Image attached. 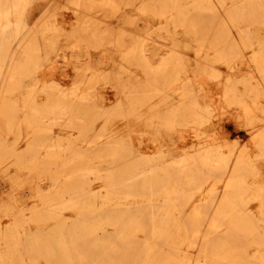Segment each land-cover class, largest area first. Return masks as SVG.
<instances>
[{
	"label": "bare ground",
	"instance_id": "1",
	"mask_svg": "<svg viewBox=\"0 0 264 264\" xmlns=\"http://www.w3.org/2000/svg\"><path fill=\"white\" fill-rule=\"evenodd\" d=\"M57 1L35 16L33 0H0V117H15L18 94L49 59L41 37L65 36L74 41L59 54L68 86L33 82L22 100L32 123L76 128L87 145L69 134L0 153L3 174L14 173L8 190L0 184V264H264V26L251 27L264 24V0H66L59 17ZM216 62L231 72L216 82L220 94L202 78L220 77ZM111 93L118 108L130 106L124 117L137 116L133 145L107 121L98 130L111 117ZM229 114L256 154L219 138L215 121ZM175 138L194 153L169 163L164 146ZM20 167L52 172L55 182L32 191L16 180ZM97 180L104 194L93 192ZM130 198L137 202L127 206ZM195 246L204 262L192 259Z\"/></svg>",
	"mask_w": 264,
	"mask_h": 264
},
{
	"label": "rangeland",
	"instance_id": "2",
	"mask_svg": "<svg viewBox=\"0 0 264 264\" xmlns=\"http://www.w3.org/2000/svg\"><path fill=\"white\" fill-rule=\"evenodd\" d=\"M49 0H33L31 5L29 6V9H36L34 11V15H38V13L45 9ZM66 0H58L54 10H56V13L59 17L60 12L67 11L66 6H65ZM230 5V4H229ZM51 14V12H48L46 15ZM224 14V13H223ZM143 21H141L142 24ZM113 23L117 26L123 25L121 22L117 20H113ZM140 24V26H141ZM263 27L264 24L260 25V23H253V26H251L254 29ZM180 35H183V29H179ZM186 41L187 39H183ZM73 40L62 36V37H54L51 33L46 34L45 37H41V43L44 49L51 51L49 55V59L43 60V65L37 70L35 73V77L33 79H29L25 83V87L22 88L21 93L18 94V97L20 98V101L17 102L18 104V109L15 114V117L12 119H7L0 117V147L3 149H0V153L4 152H9V153H22L26 151V148L28 147L29 144L36 142L37 139L44 140L47 137H57V136H63V135H69L71 134L73 138H76V142L79 145H87V133H82L80 130L73 128L70 129L69 133L67 131H63L60 126L54 125L53 127H45L41 124L38 123H32L30 120L27 118V108L25 107L26 104H24V101L22 100V97L26 96L28 86L31 85L33 82H37L35 89H40L42 86L46 83H61L63 86H68L69 81L63 80L61 77L62 73V65H63V59L60 57V53L67 49L68 46H72L74 43ZM56 47L55 51L50 48ZM87 49H84V52H86ZM212 52V51H211ZM121 53L116 52L115 54V60L117 63H120L121 61ZM188 54L192 57L194 56L193 51H188ZM213 55V52L211 53V56ZM252 55V50L248 49L247 50V57L249 58ZM86 58V57H85ZM216 68L219 70L220 69V77H217L215 79H211L208 75H203L202 78L208 86L213 88V90H216L217 93H221V89H218L216 86V82L222 79L227 78L231 72L227 69L225 66V63L222 62H216L215 63ZM109 65L106 64V68H108ZM244 68L242 71L246 72L248 75L254 77L256 80L259 78V75L255 68L253 66H243ZM241 71V72H242ZM223 72V73H222ZM234 76H239L241 73L240 71H233ZM205 76V77H204ZM207 78V79H206ZM65 81V82H64ZM209 82V83H208ZM255 82V81H254ZM70 83V82H69ZM212 86H211V85ZM70 85V84H69ZM217 88V89H215ZM210 93V91H209ZM208 95L210 96V99L212 100V92L211 94ZM111 95H114V99L110 104H105L106 105V110L111 112V117L107 118H101L98 121V130L101 129L102 127L105 126L106 121L109 124L110 128V134H113L114 136L117 137H122L126 140L127 143L133 145L137 139V135H139V125L137 123L138 119L137 116L132 114L131 116L124 117L123 114H125V110L131 111L130 106L126 107L125 109H120L116 106V101L118 102L117 96H115L114 93H111ZM147 107L144 106V116L147 114ZM143 116V117H144ZM232 115H227V121L224 119L216 120L215 122L217 123V127L219 128V132L222 133L219 138H228L232 139L239 144H246L249 147V150H252V154L254 151V154L258 152V148L256 144L252 141L250 133L247 131V129L243 126H240L234 118L231 117ZM229 120V121H228ZM234 120V121H233ZM30 121V122H28ZM264 126V121L262 123L257 124V128L263 127ZM46 128L42 132H37L38 128ZM149 128L146 127V125L143 124V127L141 128L142 133H147V135L152 138L155 137L152 132L148 130ZM223 136V137H221ZM85 139V140H84ZM174 143L168 139V142H166L165 149H169L166 154V159L169 161V163H176L179 162L186 157L191 156L194 153V148L192 147V142L187 141L185 143L180 142L176 138L173 139ZM247 142V143H246ZM252 142V144L250 143ZM179 144V145H178ZM182 144V145H180ZM250 144V146H249ZM184 145V146H183ZM252 145V149H251ZM7 147V148H6ZM181 147V148H180ZM183 147V148H182ZM185 147V148H184ZM186 149V150H185ZM188 151V152H187ZM151 150L147 149V153H150ZM38 153H45L43 149H40ZM262 170L264 172V161H261L260 163ZM13 169V168H11ZM21 170L17 171L16 173V180L20 181L21 184H23L26 187H31L32 191L35 190L37 186H44V187H49L54 184V176L55 174L52 172H47V173H42L41 171H30L28 169H25L24 167H20ZM3 169L0 167V184L5 185V190H8V186L13 183L14 181V173L11 174H3L2 172ZM264 177V176H263ZM264 179V178H263ZM9 184V185H8ZM93 192L100 193L102 192L103 194L106 192V189H104V183L102 181H93L91 183ZM223 189V183L218 184V191H221ZM31 200H36V199H31ZM197 200V199H196ZM195 201V200H193ZM199 201V199H198ZM198 201L196 203H198ZM127 203V206L130 204H133L134 202H137V199H127L125 201ZM96 203L97 206H101L103 203L102 198H96ZM196 203H191L187 208L188 210L192 209V206ZM133 206V205H131ZM257 203L256 202H251L249 203V207L256 211L257 210ZM89 214L87 213V217ZM213 222L212 216L208 217L205 221L202 222V227L208 228L209 225H211ZM108 228L112 231L113 227L108 226ZM145 238V232H140L138 239L139 240H144ZM190 251L192 259H200L203 262L205 261V255L197 249V247H191L188 249ZM255 250V247L251 248V252Z\"/></svg>",
	"mask_w": 264,
	"mask_h": 264
}]
</instances>
